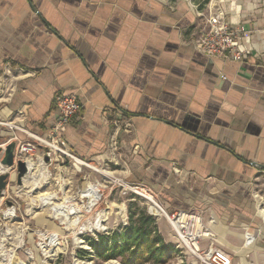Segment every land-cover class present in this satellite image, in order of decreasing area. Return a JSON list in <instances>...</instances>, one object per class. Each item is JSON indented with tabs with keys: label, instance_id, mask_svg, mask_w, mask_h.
Returning <instances> with one entry per match:
<instances>
[{
	"label": "crops",
	"instance_id": "obj_1",
	"mask_svg": "<svg viewBox=\"0 0 264 264\" xmlns=\"http://www.w3.org/2000/svg\"><path fill=\"white\" fill-rule=\"evenodd\" d=\"M202 2L0 0V147L47 135L57 93H74L83 108L64 137L77 157L196 215L201 249L264 264V0H212L242 30L241 61L196 46Z\"/></svg>",
	"mask_w": 264,
	"mask_h": 264
},
{
	"label": "rangeland",
	"instance_id": "obj_2",
	"mask_svg": "<svg viewBox=\"0 0 264 264\" xmlns=\"http://www.w3.org/2000/svg\"><path fill=\"white\" fill-rule=\"evenodd\" d=\"M42 163L44 170H41V174L38 166L31 170L27 178L29 183L24 181V184L19 185L16 177L13 178L10 192L0 200V264H8V257L13 251L16 261L20 264H124L121 258L104 260L97 257L88 238L100 240L102 235L121 231L129 222L131 207L144 209L147 214L152 215L159 231V223H168L167 232L174 240L167 244H173L177 252L170 261L162 264H203L182 244L166 216L152 214L150 207L153 202L136 193L131 185L121 178L92 163L87 166L64 156L48 166L44 159ZM84 175H89L87 181L80 179ZM33 181H40L44 187L34 191ZM90 184L98 186L100 199L88 211L90 200L82 195V191ZM42 195H56L55 204L64 208L74 206L81 212L71 215L69 219L55 215L51 207L44 206ZM7 201L13 204L8 205ZM11 207L16 210L13 217L6 215ZM104 211L107 213L105 229L91 230L83 226ZM167 232H164L165 238L169 235ZM53 234L58 236L60 243L47 254L43 243L49 244V238ZM136 264L156 263L137 261Z\"/></svg>",
	"mask_w": 264,
	"mask_h": 264
},
{
	"label": "built area",
	"instance_id": "obj_3",
	"mask_svg": "<svg viewBox=\"0 0 264 264\" xmlns=\"http://www.w3.org/2000/svg\"><path fill=\"white\" fill-rule=\"evenodd\" d=\"M206 6L209 7V12L206 15L205 27L202 29L201 34L197 39L196 46L206 54L241 61L246 52L238 43V38L242 30L238 27L232 26L226 20L224 11L212 5V0H210ZM55 104L59 111V117L49 133H47V135L31 134V140H17L15 162L23 160L27 162L29 166V162L34 161L37 152L40 148H43L47 150V154L51 157L53 155L69 157L80 164L90 166V162L77 157L68 148L64 137V131L67 124L75 115L81 112L83 105L74 93L67 94L63 92L57 93ZM2 148H5V146ZM2 157L3 155L0 154V173L9 170L8 167L1 164ZM130 185L136 193L149 198L161 208L163 215L169 220L182 244L196 255L203 264H233L231 254L224 249L216 247H208L207 249L200 248L202 236H196L193 232L196 223V215L187 218L184 224L179 223L178 219L182 215H186L185 212L176 211L173 214H169L161 203L154 198L153 194L150 193V190L147 187L137 184ZM172 220L176 221L177 226ZM180 231L185 233L184 237L181 235ZM247 239L251 242L253 238L248 234ZM194 242H197L199 246L197 250L193 247Z\"/></svg>",
	"mask_w": 264,
	"mask_h": 264
},
{
	"label": "trees",
	"instance_id": "obj_4",
	"mask_svg": "<svg viewBox=\"0 0 264 264\" xmlns=\"http://www.w3.org/2000/svg\"><path fill=\"white\" fill-rule=\"evenodd\" d=\"M209 1L203 0L200 6L207 5ZM88 240L97 257L104 260L121 258L124 264H136L137 261L167 263L177 252L173 244L165 242L156 219L144 209L133 207L130 209L129 222L121 231L102 235L100 240Z\"/></svg>",
	"mask_w": 264,
	"mask_h": 264
},
{
	"label": "bare ground",
	"instance_id": "obj_5",
	"mask_svg": "<svg viewBox=\"0 0 264 264\" xmlns=\"http://www.w3.org/2000/svg\"><path fill=\"white\" fill-rule=\"evenodd\" d=\"M36 166H37V164L34 161H30L29 162V167H30L31 170L35 169ZM96 169L98 170V168H96ZM37 185H38V183H37ZM82 195L84 197H87L90 200L89 201V205L87 207L88 211H90L93 208V206L96 204V202L100 199L99 189H98V186L95 185V184H90L86 190L82 191ZM55 198H56V195H42L41 196V200H42L44 206L51 207L53 209L55 215H61L65 219H69V217L71 215H76V214L78 215L81 212L80 209H78V208H76L74 206H70L68 208H64V207H62L60 205L55 204L54 203V199ZM150 208L152 210V214L159 215V216L163 215V211L155 203H153V205H151ZM6 215L7 216H11V217L15 216L16 215L15 208H13V207L9 208V210L6 213ZM193 216H194L193 214L182 215L178 219V222L184 224V222H185V220L187 218H190V217H193ZM106 217H107V213L105 211L104 212H100V213H98V215L96 216L95 219L90 220L87 224H84L83 226L84 227L87 226L91 230L105 229L106 226H105L104 223L106 221ZM172 221L177 226L176 221L175 220H172ZM199 221L200 220L196 216V223H195V227H194V231H193L196 236H201V233H202V225H201V223ZM180 232H181V235L184 237L185 233L183 231H180ZM49 239H50L49 244L43 243V246L47 249L46 250L47 254L54 247L59 245V243H60L59 240H58V236L56 234H53ZM193 247H194L195 250H197L199 248L197 242L193 243ZM14 252L15 251H13L10 254V256L8 257V264H20L19 262L16 261L15 256H14Z\"/></svg>",
	"mask_w": 264,
	"mask_h": 264
},
{
	"label": "water",
	"instance_id": "obj_6",
	"mask_svg": "<svg viewBox=\"0 0 264 264\" xmlns=\"http://www.w3.org/2000/svg\"><path fill=\"white\" fill-rule=\"evenodd\" d=\"M15 148L16 142L8 143L5 148L0 147V154L3 155L1 164L9 168L8 171L0 173V200L5 195L13 172L16 174V180L19 185L24 184V181L28 178L31 172L27 162L23 160L15 162ZM45 159L46 161H49L50 156L47 154ZM7 204L12 205L13 203L7 201Z\"/></svg>",
	"mask_w": 264,
	"mask_h": 264
}]
</instances>
